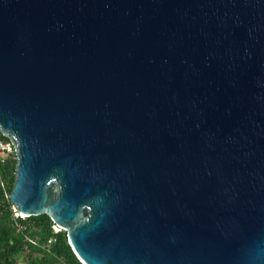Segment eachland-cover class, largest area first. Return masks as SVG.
Masks as SVG:
<instances>
[{"label":"water","instance_id":"water-1","mask_svg":"<svg viewBox=\"0 0 264 264\" xmlns=\"http://www.w3.org/2000/svg\"><path fill=\"white\" fill-rule=\"evenodd\" d=\"M0 131L82 264H264V0H0Z\"/></svg>","mask_w":264,"mask_h":264},{"label":"trees","instance_id":"trees-1","mask_svg":"<svg viewBox=\"0 0 264 264\" xmlns=\"http://www.w3.org/2000/svg\"><path fill=\"white\" fill-rule=\"evenodd\" d=\"M0 142H10L1 131ZM16 167L14 148L11 154L0 155V264H18L23 254L28 264H82L66 232H56V225L48 215L15 217L10 194L16 180Z\"/></svg>","mask_w":264,"mask_h":264},{"label":"built area","instance_id":"built-area-1","mask_svg":"<svg viewBox=\"0 0 264 264\" xmlns=\"http://www.w3.org/2000/svg\"><path fill=\"white\" fill-rule=\"evenodd\" d=\"M13 145L11 142H0V155L3 156V155H9L13 152ZM1 160L4 161V158L1 157ZM14 211H15V217L18 218V217H22L18 214V210L16 207H14ZM54 229L56 232H60L61 229L58 228L57 226H54Z\"/></svg>","mask_w":264,"mask_h":264},{"label":"rangeland","instance_id":"rangeland-1","mask_svg":"<svg viewBox=\"0 0 264 264\" xmlns=\"http://www.w3.org/2000/svg\"><path fill=\"white\" fill-rule=\"evenodd\" d=\"M27 257L23 254L19 257L18 264H28Z\"/></svg>","mask_w":264,"mask_h":264}]
</instances>
